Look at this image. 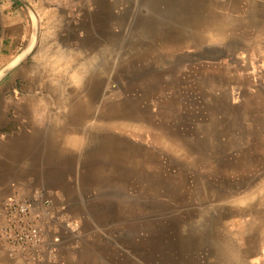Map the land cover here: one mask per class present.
I'll use <instances>...</instances> for the list:
<instances>
[{
	"label": "rangeland",
	"instance_id": "1",
	"mask_svg": "<svg viewBox=\"0 0 264 264\" xmlns=\"http://www.w3.org/2000/svg\"><path fill=\"white\" fill-rule=\"evenodd\" d=\"M14 1L29 19L32 32L9 62L29 44L35 24L29 9ZM29 1L38 7L39 0ZM228 3L236 9L233 23L247 25L249 35L256 36L264 16L246 13L252 8L261 11L264 0ZM48 4L62 12L68 9V16L58 10L61 25L68 23V46L79 50L87 45L89 52L104 48L105 68L92 71L95 79H89L88 93L68 74V118L60 117L57 128L59 134L79 141L68 147L61 137L56 146L58 158L68 156L73 164L68 167V188L58 191L68 195L72 217L83 221L77 232L82 235L80 256L86 255L87 241L90 264H216L214 246L206 243L214 237L219 241L228 232L230 200L239 194L231 189L241 182L243 149L239 129L217 127L213 121L212 108L220 102L210 89L209 61L214 58L210 50L219 43L185 41L184 33L190 36L195 27L184 25L185 32H179L182 21L174 12L180 5L197 12L206 21L204 27L210 26L215 19L207 16L208 3L68 0L67 5L66 0H50ZM171 23L176 25L177 41ZM34 64L29 56L0 82V89L10 91L8 97L0 96V104L5 99L16 104L28 89L41 91L38 82L20 76ZM46 112L47 108L40 111ZM9 117L10 136L20 135L13 114ZM29 120L24 130L33 138L31 133L39 126L33 125L37 120L33 115ZM23 155L27 154L8 160L12 187L0 188V196L20 185L37 186L34 161ZM74 201L77 209L72 211ZM190 238L200 246L197 253L184 252ZM46 263H29L13 255L0 238V264Z\"/></svg>",
	"mask_w": 264,
	"mask_h": 264
},
{
	"label": "crops",
	"instance_id": "2",
	"mask_svg": "<svg viewBox=\"0 0 264 264\" xmlns=\"http://www.w3.org/2000/svg\"><path fill=\"white\" fill-rule=\"evenodd\" d=\"M48 1L50 0H39L37 6H45L58 13L60 9L51 7ZM66 4L68 5V0ZM61 10L60 14L68 16V9H63L64 12ZM261 13L264 16V8L261 11L252 8L246 16ZM44 18H48V15ZM255 30L256 36H250L249 27L240 25L235 33L231 30L217 41L209 42L219 43L211 49L215 56L209 61L210 89H213L215 96H219L220 106L222 103L224 105L220 107L215 102V107L212 108L213 121L217 127L239 129L237 138L243 149L239 159L241 182L239 185H233L231 189L239 191V194L235 195L241 196V203L232 202V214L227 222L230 225L228 232H225L219 242L215 241L213 244L218 264H264V26L260 25ZM59 31L68 44V23L61 25ZM30 32V21L26 19L18 3L14 0H0V62L8 63L10 55L24 46ZM222 49L225 53L224 60H220L223 58L222 53L216 55V52H222ZM249 65L255 67L250 69ZM233 67L236 70L232 71ZM9 92L8 88H1L0 96L8 97ZM22 99L24 98H20L16 104H10L5 99L0 104V188L12 187V168L8 160H14L19 147L25 145L28 154L26 159L34 161L32 173L37 178L36 187L61 190L65 186L67 189L68 167L73 164L68 162V156L58 158L56 141L51 133L50 136H45L36 134L35 131L33 133L36 135L29 137L30 141L27 142H20L22 136L18 134L10 136L12 123L9 114H13L11 120L17 122L22 132L31 124V121L29 124L24 123L21 113L17 114V107ZM30 108L33 110L37 107L33 105ZM27 116L29 118L31 114ZM13 192L0 196V225L5 203L12 197ZM66 197L68 199V195ZM76 205L75 201L70 205L72 211L77 209ZM76 220L83 223L80 218ZM81 236L77 233H66L62 236V241L57 247L56 264H90L86 257L89 255L87 241L86 255L82 258L79 254ZM218 243L236 252L230 254L225 249V253L220 254L217 250ZM50 255L46 250V262L49 261Z\"/></svg>",
	"mask_w": 264,
	"mask_h": 264
},
{
	"label": "bare ground",
	"instance_id": "3",
	"mask_svg": "<svg viewBox=\"0 0 264 264\" xmlns=\"http://www.w3.org/2000/svg\"><path fill=\"white\" fill-rule=\"evenodd\" d=\"M206 2L209 5V8H207L206 11L207 16L212 20L214 18L215 22L210 26L205 27L204 24L206 21L201 19L197 12L192 14L188 9L176 5L174 12L182 21V24L177 26L179 32H185L184 28L182 29L184 25H192L195 27L190 36H185L184 33L185 41L193 40L196 43L217 41L218 38L225 36L231 30L235 33V31L240 28V25L237 26L233 23L232 15L236 9L231 3H228V0H206ZM34 7L42 21L40 42L31 54L35 59V64L29 68H24L20 72V76L24 78L30 77L33 81L38 82L41 91L38 92L37 90L28 89V95H26V98L22 99L21 103L18 104L17 114L20 115L21 113L24 123L27 124L30 123L27 114H31L37 118L34 122L35 124H33L37 127L39 125L36 134L50 136L51 133L52 138L56 142L62 137L64 138L63 140L66 141L68 147L76 146L79 144L77 139H74L73 136L70 134L68 135L67 133L59 134L60 131L57 129L59 124L62 123V118L60 117L63 116L64 118H68V107L70 106L68 103V74H72L69 79L72 80L73 78V82L80 87H84L81 88V90L83 89L88 93V81L91 78L95 79V76H91L92 71H95L96 68H105V63L103 62L104 48H99L101 46L98 45L99 47L96 46L97 50L95 52L92 51V53L89 52L86 44L84 49L81 48L79 50L68 46L59 31L61 29L59 14L55 10L46 8L45 6ZM240 13H242V11H240ZM46 14L48 15V18L43 19ZM35 22H37L36 17ZM170 25V31H174L173 39L177 41V34H175L176 25L173 23ZM187 34H190V31H188ZM97 43H99L98 40ZM31 50L32 48H30L27 53ZM220 53H224V50L222 49V52H216V55ZM113 54L114 51H112V56ZM210 55L215 56L213 50H210ZM5 63L7 62H0V65H4ZM3 65L0 70L4 67ZM33 105L37 108H34L32 111L30 106ZM42 108H47L45 115L40 113ZM32 112H34V114ZM51 125H53V127H51ZM66 126L68 127V125ZM36 134L31 133L32 136H35ZM20 136H22L20 137V142L30 141L28 140L30 137V131L23 130V132L20 133ZM24 146L25 145L19 147L20 149L17 157H20L24 152H26L24 154H27V149ZM27 155H23V158H26ZM230 201L241 203V196L234 195L231 197ZM211 240L212 241L209 243H206L208 247L213 246L215 241L219 242L216 238L215 240L213 238ZM200 242L203 244L202 239ZM187 246L188 248H186L184 252L189 254L197 253V249L195 248L200 247L196 244V241L191 240V238L190 243L188 242ZM225 249H227L230 254L236 252V250L230 247L225 248L224 244L218 243L217 250H219L220 254L225 253ZM215 259L216 264H218L216 255Z\"/></svg>",
	"mask_w": 264,
	"mask_h": 264
},
{
	"label": "built area",
	"instance_id": "4",
	"mask_svg": "<svg viewBox=\"0 0 264 264\" xmlns=\"http://www.w3.org/2000/svg\"><path fill=\"white\" fill-rule=\"evenodd\" d=\"M79 230L80 222L72 217L66 195L54 189L20 185L2 211V241L13 255L29 263H45L48 250L47 263L55 264L62 236Z\"/></svg>",
	"mask_w": 264,
	"mask_h": 264
},
{
	"label": "water",
	"instance_id": "5",
	"mask_svg": "<svg viewBox=\"0 0 264 264\" xmlns=\"http://www.w3.org/2000/svg\"><path fill=\"white\" fill-rule=\"evenodd\" d=\"M19 1L22 2L29 9V11L33 14L34 17H36L37 22H35L34 24L33 35H32V38L29 44L24 48V50L20 54H18L12 61H10L7 65H5L0 70V82L13 69H15L21 63H23L29 56H31L37 44L40 42V34H41V29H42V21H41L40 15L38 14L34 5L29 0H19ZM30 48H32V50L29 53H27Z\"/></svg>",
	"mask_w": 264,
	"mask_h": 264
}]
</instances>
